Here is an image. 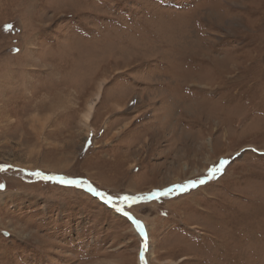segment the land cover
<instances>
[{
  "label": "rangeland",
  "instance_id": "obj_1",
  "mask_svg": "<svg viewBox=\"0 0 264 264\" xmlns=\"http://www.w3.org/2000/svg\"><path fill=\"white\" fill-rule=\"evenodd\" d=\"M0 264H264V0H0Z\"/></svg>",
  "mask_w": 264,
  "mask_h": 264
},
{
  "label": "snow or ice",
  "instance_id": "obj_2",
  "mask_svg": "<svg viewBox=\"0 0 264 264\" xmlns=\"http://www.w3.org/2000/svg\"><path fill=\"white\" fill-rule=\"evenodd\" d=\"M218 170H219V169H217V171H218ZM68 183L75 184V183H77V181H68ZM201 183H203V181H201ZM193 186H195V184H193ZM89 191L94 192V194H96V195H98V196H101V197L104 196L103 193L95 192V190L92 189V188H89ZM163 194H167V193H163ZM121 199H123L124 201H135L136 198H135V197L124 196V197H122ZM106 202H107V203H112V202H113V198L110 197V196L107 197V198H106ZM117 211H122V210L118 208ZM125 215H127V213H125ZM136 227L139 229V231H140L141 233L144 232L143 226L140 225L139 221H136Z\"/></svg>",
  "mask_w": 264,
  "mask_h": 264
},
{
  "label": "bare ground",
  "instance_id": "obj_3",
  "mask_svg": "<svg viewBox=\"0 0 264 264\" xmlns=\"http://www.w3.org/2000/svg\"><path fill=\"white\" fill-rule=\"evenodd\" d=\"M105 78V77H104ZM103 78V80L100 82L99 84V91L97 92V95H96V99L98 100L100 98V95H101V89H102V85H103V81L105 80ZM108 78V77H107ZM95 99V100H96ZM97 102L93 101L89 104V108H88V111L86 113H84V120H85V124H89V121L91 120L92 118V115H93V112H94V109H95V105H96ZM83 120V121H84Z\"/></svg>",
  "mask_w": 264,
  "mask_h": 264
}]
</instances>
